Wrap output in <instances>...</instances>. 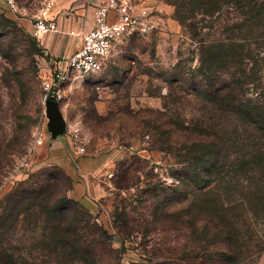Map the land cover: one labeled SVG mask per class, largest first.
I'll use <instances>...</instances> for the list:
<instances>
[{
    "label": "rangeland",
    "instance_id": "1",
    "mask_svg": "<svg viewBox=\"0 0 264 264\" xmlns=\"http://www.w3.org/2000/svg\"><path fill=\"white\" fill-rule=\"evenodd\" d=\"M43 1L17 0L23 19L0 2V215L50 179L58 192L48 205L72 202L61 223L32 208L3 248L21 264H81L61 241L77 233L100 264H264V131L234 108L238 98L264 118V0H162L151 32L126 39L89 81L65 87L63 137L85 157L115 156L112 171L92 180L42 163L36 150L49 134L42 70L51 54L30 22ZM75 12L57 15L58 37L68 40L58 57L78 47L70 33L86 28L67 20ZM205 140L219 146L220 166L200 191L194 163ZM92 186L95 211L78 198ZM205 211L223 234L185 223Z\"/></svg>",
    "mask_w": 264,
    "mask_h": 264
},
{
    "label": "built area",
    "instance_id": "2",
    "mask_svg": "<svg viewBox=\"0 0 264 264\" xmlns=\"http://www.w3.org/2000/svg\"><path fill=\"white\" fill-rule=\"evenodd\" d=\"M2 2L4 9L10 14L17 18H27L25 9L17 0ZM55 6V0H44L36 13L30 17L31 34L45 51L49 50L56 36L65 34L57 15H53ZM94 14L89 30L70 33L80 37L81 46L77 52L65 58H51L50 61H45L46 66L42 70L44 106L48 101L61 104L67 85L89 81L103 70L109 58L126 39L144 36L156 27L152 19L154 10L144 7L141 0H99ZM41 137L37 146L52 139L48 133H43ZM79 152H84V149H79Z\"/></svg>",
    "mask_w": 264,
    "mask_h": 264
},
{
    "label": "trees",
    "instance_id": "3",
    "mask_svg": "<svg viewBox=\"0 0 264 264\" xmlns=\"http://www.w3.org/2000/svg\"><path fill=\"white\" fill-rule=\"evenodd\" d=\"M196 1L202 2V0H193L190 2L191 6L196 7ZM218 9L219 8H217V6H212V8L209 9L207 13L213 14ZM181 21L183 20L181 19ZM235 61L237 65L240 64L239 57ZM234 108L235 112H237L239 115H247L248 117L250 116L252 119L251 125H253L257 131H264L262 130L264 128V118L260 119V117H258V119L255 117L258 116L256 115L257 112L255 106L253 107L249 103H244L243 101L236 98ZM202 145H204V147L206 145L205 152L202 153L201 157L196 159L195 163L193 162L195 164L194 167L196 168L195 185L200 191L206 189L208 185L210 186L211 182H208L209 178L207 175L213 173V169L220 166V151L217 143H210V140H205L202 142ZM53 181L56 180L50 179L45 191H41L38 194L25 193L19 198L9 199L7 201L6 207L3 209V212L0 215V264H21L13 254L8 252L7 249L3 248V243L5 241L3 240V236L8 230L15 227L16 224H19L22 217L24 218L26 215L30 214L32 208H38L42 214L50 216L52 215L56 221L58 217L60 223L63 222L65 218H67L64 213L69 208L67 203L72 202L71 200L68 201L67 198H63L59 200L58 204L55 206L53 205L50 207L48 205L49 200H52V196H56V192H58L57 189L55 192L56 185L52 184ZM189 219L190 220L185 222L189 228L199 224L205 228L207 234L210 232L223 234L226 231L222 229L223 224L221 225V222H218L216 217L209 211H205L195 216L191 215ZM61 231L62 230L60 228V232ZM58 239L59 236L57 235L55 244H57ZM70 239L68 241L61 239L62 244L65 247L63 249L69 250L70 256L78 259L81 264H100L97 258V253L88 245L86 246V244L81 240L79 234L74 233L73 237H70ZM227 243H229V241H227Z\"/></svg>",
    "mask_w": 264,
    "mask_h": 264
},
{
    "label": "crops",
    "instance_id": "4",
    "mask_svg": "<svg viewBox=\"0 0 264 264\" xmlns=\"http://www.w3.org/2000/svg\"><path fill=\"white\" fill-rule=\"evenodd\" d=\"M56 1V0H55ZM143 6L150 10L162 11L164 9V4L162 0H141ZM4 6L2 0H0ZM99 4V0H57L55 15L60 14L64 9L74 7L76 10L75 15L67 20L76 25H83L86 21V30H89L92 26V22L95 17V8ZM66 18V17H65ZM65 18L63 20L65 21ZM62 19V17H60ZM62 37H55L49 46V52L51 58H65L80 49L81 41L78 43V47L74 49L72 47L71 51L63 52V57L57 56V47ZM68 40L62 39L61 44ZM58 42V43H57ZM70 42V40H69ZM55 45V46H54ZM66 55V56H65ZM37 153L43 156L41 162L48 164L60 165L71 177H76L77 173L81 174L87 180H92L100 175H106L113 168V158L115 157L113 153L106 155H98L93 158H88L83 156L71 139H65L63 136L56 139H51L50 141L43 143L41 146H36ZM113 154V155H112ZM92 183V182H91ZM100 196V190L96 187H88L86 192L78 197L83 205H85L89 210L95 211L97 209L96 200Z\"/></svg>",
    "mask_w": 264,
    "mask_h": 264
},
{
    "label": "water",
    "instance_id": "5",
    "mask_svg": "<svg viewBox=\"0 0 264 264\" xmlns=\"http://www.w3.org/2000/svg\"><path fill=\"white\" fill-rule=\"evenodd\" d=\"M45 115L48 120L47 129L52 139L64 136L67 131V123L64 118L61 104L48 101L45 104Z\"/></svg>",
    "mask_w": 264,
    "mask_h": 264
}]
</instances>
